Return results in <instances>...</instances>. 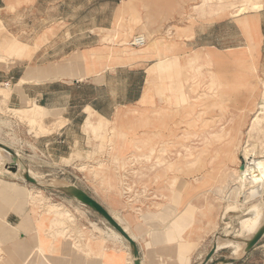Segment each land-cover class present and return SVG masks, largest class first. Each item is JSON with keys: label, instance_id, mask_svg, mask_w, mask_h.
<instances>
[{"label": "rangeland", "instance_id": "rangeland-1", "mask_svg": "<svg viewBox=\"0 0 264 264\" xmlns=\"http://www.w3.org/2000/svg\"><path fill=\"white\" fill-rule=\"evenodd\" d=\"M263 4L264 0H0V142L17 141L29 148L27 164L36 167L33 174L46 185L60 180L85 185L99 179L101 171L107 175L104 184L111 180L120 200L141 215L167 220L180 215L183 224L193 222L188 234L173 235L184 260L200 243L205 248L214 245L218 236L242 240L244 236L237 234L242 219L251 215V203H242L231 190L239 183L246 152L255 151L264 160V41L257 40ZM261 14L264 31V11ZM195 33L197 40L187 42ZM141 36L145 44H137ZM140 66L150 74L144 96L125 104L135 94L129 70ZM29 67L38 74L23 76L26 82L33 77L46 80L50 73L85 74L88 79L78 90H56L55 103L97 98L96 105L110 116L88 106L84 138L78 133L85 116L77 110L65 136L66 147L52 149L46 140L42 143L49 150H42L33 139L57 132L65 123L61 119L53 124L56 113L37 103L24 108L14 104L13 92L26 83L17 75ZM95 74L100 79L90 83ZM5 125L8 132L3 131ZM7 162L16 167L12 174L18 177L19 163L0 155V164ZM108 166L114 170L111 175L105 174ZM29 187L30 192H19L18 203L32 207L40 223L52 221L58 229L56 239L81 234L105 242L111 231L117 236L112 226L106 232L85 223L90 209L65 199L55 188ZM0 190L18 192V185L0 178ZM261 199L264 203V189ZM148 238L154 243L158 235ZM219 253V259L229 254L227 249ZM255 260L264 264V253Z\"/></svg>", "mask_w": 264, "mask_h": 264}, {"label": "crops", "instance_id": "crops-1", "mask_svg": "<svg viewBox=\"0 0 264 264\" xmlns=\"http://www.w3.org/2000/svg\"><path fill=\"white\" fill-rule=\"evenodd\" d=\"M263 11L264 4L258 15L259 36L257 40L259 42L264 41L261 14ZM198 37L199 35L195 33L193 38L186 41H196ZM236 48L237 51L242 49V47ZM147 66L148 68L152 67L151 65ZM148 68L141 66L135 69L130 68L129 72L134 74L135 79L130 83V88L135 89V94L132 97L127 98L124 101L126 102L125 104L137 103L144 96V86L147 84L150 76ZM15 69L17 70V68ZM107 70L108 69H106L103 73H107ZM36 74L38 73H36L35 68L29 67L27 69L20 70V73L17 75V80L19 81L24 78L23 76L35 77ZM83 75L85 74H77V72L73 71L72 75L67 74V76L63 77L60 75L53 76L50 73L48 74L46 80H43V78L39 79V77L32 80L34 78L33 77L29 79L28 82L19 86L20 89L13 92L12 99L15 102L14 104L18 106L17 108L29 107L33 103H37L56 113L57 119H53V124L59 123L61 119L65 123L58 129L57 132L34 138L33 141L37 143V146H43L42 142L48 140L46 145H48V143L52 144V149H59L60 151L61 148H65L67 143L65 136L69 132L71 125L75 122L74 117L77 110L78 115L82 114L85 116L82 124L79 125L80 130L78 133V136L82 135L84 138L85 133L82 131V126H84L87 117L88 106L107 119L108 116H110V114L106 113L101 106L96 105V101H98L97 98H95L94 102H87L84 98H78L76 101H71V99L65 98L64 102L55 103L54 100L58 94L56 90H60L62 92L66 90V88L69 91L78 90L84 85V81L88 79L87 76ZM99 76L100 74H95L92 76L93 78L88 76L92 79L90 83H97L96 80L100 79L98 78ZM106 76L107 75L105 74L104 79ZM64 79H66V81H63ZM16 86L18 87V84H16ZM62 96L67 97L68 94L65 95L63 93ZM59 97H61V95ZM117 106L118 105H114V109H116ZM6 122L8 121L6 120ZM4 127L3 131L8 132L6 131L8 130V125H5ZM4 137L7 139L9 138V140L12 141L7 133ZM20 139L22 140L23 137L21 138L20 136ZM15 143L5 144L12 147L20 155L22 163L28 170L33 171V168L35 169L36 167L32 168L29 164H27L26 155L28 154L26 151L29 150V148L21 147L16 143L18 147L20 146L18 148ZM37 148L39 149V147ZM45 149L49 150V148L43 146L42 150ZM86 166L87 165H85V167ZM94 167V169H99L97 166ZM104 169L106 170L105 174H107V171H110L109 174L111 175V172L114 171L110 166ZM8 171L9 170L5 168V164H0V178L17 183L18 192L13 191L6 193L5 190H0V200L4 205L1 207L2 203L0 204V264H134L135 258H133L134 255L130 244L113 234L109 228L111 225L100 213L94 211L92 208L83 204L76 198L58 190L57 191L61 193L65 199H69L72 203H79L90 209L86 210L89 221L85 220V223L90 226L97 225L104 231L106 230V232H111L106 234L107 238L105 242L97 240V236H93L91 237L92 240H88L85 235L81 234L77 236L68 234L69 236L67 239H56L55 235L58 229L56 230L52 221L49 225L40 223L39 216L32 210V207H23L18 203L17 199L21 198L19 192H30L31 189L29 184L32 183L21 182V178L12 174L14 172ZM84 174L86 177L90 176L88 169L84 172ZM98 176H100V180L92 179L91 182L87 181L85 185L80 183L72 185H76L85 190L89 195L100 202L113 216L116 215L117 218L121 220L120 223H122L124 227H128V232L130 231L132 233L131 234L129 232L131 235L134 234L137 236L136 241L140 250L142 264H202L207 258L214 246L213 244H210L205 248V245L200 243L195 249H193L190 255H186L185 260L183 257V251H179V239H177V237H182L184 234H188L190 229L194 226L193 222L190 224L189 222L183 224L179 218L181 216H174L172 219L167 220L166 216H161L159 218L155 214L146 213L145 215H141L139 212L131 209L129 203L120 200V196L117 194L114 185L111 184V180L106 182L107 184H104L105 182H103V179H106L107 177V175H104V172L100 171ZM116 203L117 205H115ZM174 220L176 221L175 227L171 226ZM150 235H158V238H156L154 243H148V236ZM173 235L178 236L173 238ZM146 242L148 243V246H146ZM226 249L229 253L228 256L224 255L222 259H219V252ZM261 252L264 253V235L261 237L256 246L249 252H245L243 255L237 256L234 254L233 248H224L218 250L207 264H256L257 262L255 258ZM218 260L220 263H218Z\"/></svg>", "mask_w": 264, "mask_h": 264}, {"label": "bare ground", "instance_id": "bare-ground-1", "mask_svg": "<svg viewBox=\"0 0 264 264\" xmlns=\"http://www.w3.org/2000/svg\"><path fill=\"white\" fill-rule=\"evenodd\" d=\"M135 40L145 41V37L141 36ZM25 80H27V78L26 79L22 78L20 79V82H26ZM6 85H8V83ZM29 120L34 121L35 117L30 116ZM256 154L257 153L255 151L245 153L244 159L247 160L244 163L245 168L243 170H240L239 176H238L239 183L234 184V187L231 190V193H233L236 197H240V201L242 203H251L249 207V212L251 213V215L245 218L242 217L243 219L241 221L240 232L237 234V235L244 236V238L243 240H240V239H234V238H228V237L220 238V236H218L215 239V244L217 246V249L231 247V249L233 248L234 254H236L237 256L245 251V246H246L245 240L247 238H251L257 232V230L264 224V203L261 201L262 200L261 197L263 195V189H264V160L260 159L259 157H256L257 156ZM0 155L7 156L9 159L15 160V162L19 163V168L17 170V176L23 179V172L27 168H25L24 165L19 160H16L9 152H7L6 150L2 148H0ZM29 171L33 176H35L31 170ZM41 182L43 181L41 180ZM51 185L52 186H63L67 184L65 181L60 180V181H57V183L51 184ZM45 186H48V185L45 184ZM116 219L119 222H121L117 217ZM125 228L127 229L128 227L125 226ZM112 229L114 230V233L117 236H119L122 240L126 241V239L121 235L120 232H118L114 227ZM132 236L135 239H137L136 235L133 234Z\"/></svg>", "mask_w": 264, "mask_h": 264}, {"label": "water", "instance_id": "water-1", "mask_svg": "<svg viewBox=\"0 0 264 264\" xmlns=\"http://www.w3.org/2000/svg\"><path fill=\"white\" fill-rule=\"evenodd\" d=\"M0 148L6 150L9 152L16 160H19L22 162L21 158H19L18 153L9 145L0 142ZM5 168L11 172L16 171V167H13L10 163L5 164ZM245 168L244 163L240 166V170H243ZM23 179L29 183H32L39 187H48V188H55L60 192H63L71 197L76 198L83 204L89 206L94 211L100 213L107 221L108 223L114 227L118 232L121 233V235L126 239V241L130 244V247L132 249L133 255H134V264H142L141 263V256H140V250L137 244L136 239L127 231V229L95 198H93L91 195H89L85 190L79 188L76 185L68 184L63 186H52L48 185L45 186L43 182L38 177L33 176L28 169H26L23 172ZM264 235V224L257 230V232L251 237L247 238L246 246H245V252H249L252 250L256 244L259 242L261 237ZM243 240V239H242ZM218 251L216 244H214L211 252L207 256V258L203 261L202 264H207L209 260L212 258V256Z\"/></svg>", "mask_w": 264, "mask_h": 264}, {"label": "built area", "instance_id": "built-area-1", "mask_svg": "<svg viewBox=\"0 0 264 264\" xmlns=\"http://www.w3.org/2000/svg\"><path fill=\"white\" fill-rule=\"evenodd\" d=\"M137 44L144 43V40H136Z\"/></svg>", "mask_w": 264, "mask_h": 264}]
</instances>
